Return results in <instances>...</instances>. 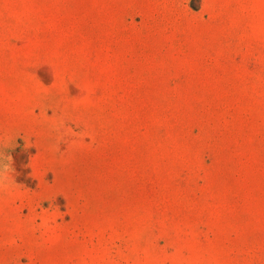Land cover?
Segmentation results:
<instances>
[{"label":"rangeland","instance_id":"374dc122","mask_svg":"<svg viewBox=\"0 0 264 264\" xmlns=\"http://www.w3.org/2000/svg\"><path fill=\"white\" fill-rule=\"evenodd\" d=\"M0 264H264V0H0Z\"/></svg>","mask_w":264,"mask_h":264}]
</instances>
